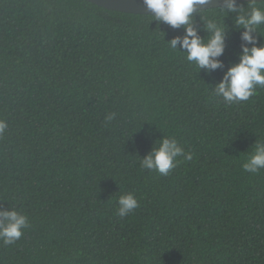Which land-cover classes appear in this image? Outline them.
<instances>
[{"label": "trees", "instance_id": "1", "mask_svg": "<svg viewBox=\"0 0 264 264\" xmlns=\"http://www.w3.org/2000/svg\"><path fill=\"white\" fill-rule=\"evenodd\" d=\"M200 15L226 26L210 73L169 47L183 27L148 14L0 0V208L29 221L0 264H264V169L242 167L264 143V88L215 95L243 29L220 6ZM163 136L192 153L168 175L140 167ZM126 193L139 206L121 218Z\"/></svg>", "mask_w": 264, "mask_h": 264}, {"label": "clouds", "instance_id": "2", "mask_svg": "<svg viewBox=\"0 0 264 264\" xmlns=\"http://www.w3.org/2000/svg\"><path fill=\"white\" fill-rule=\"evenodd\" d=\"M209 0H143L148 15L158 23H163L173 29L183 27V35L173 36L167 40L173 50L179 49L186 54L188 62L195 67L211 72L223 67L219 57L224 52L226 26L214 19H203L200 10L204 9ZM264 0H249L247 6H238L237 0H224L221 10L226 16L229 12L235 14L234 24L241 32V51L238 61L230 64L223 73L222 79L214 86V93L223 98L227 104L247 101L255 94L256 88H264V44H257L258 29L264 25ZM199 14L207 32V40L201 37L195 26L194 16ZM152 19V20H153ZM114 113H109L105 119L111 122ZM7 122L0 119V135L7 129ZM153 145L151 151L141 157L140 167L147 170H156L161 175H168L179 163L177 157L191 160L192 153L185 152L175 139L163 136ZM246 172L258 173L264 169V143L255 142L254 152L242 165ZM139 206L133 193L120 195L118 198L117 215L127 217L130 212ZM29 226L26 215L12 208H0V240L4 244H11L20 239L23 230Z\"/></svg>", "mask_w": 264, "mask_h": 264}, {"label": "water", "instance_id": "3", "mask_svg": "<svg viewBox=\"0 0 264 264\" xmlns=\"http://www.w3.org/2000/svg\"><path fill=\"white\" fill-rule=\"evenodd\" d=\"M98 6L106 9L133 13V14H150L146 6L143 4V0H86ZM248 1L249 0H237V2ZM224 0H209L207 5H204V9L215 8L222 6Z\"/></svg>", "mask_w": 264, "mask_h": 264}]
</instances>
